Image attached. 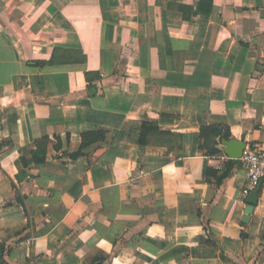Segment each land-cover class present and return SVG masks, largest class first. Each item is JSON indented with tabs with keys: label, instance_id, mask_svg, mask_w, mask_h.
Here are the masks:
<instances>
[{
	"label": "crops",
	"instance_id": "crops-1",
	"mask_svg": "<svg viewBox=\"0 0 264 264\" xmlns=\"http://www.w3.org/2000/svg\"><path fill=\"white\" fill-rule=\"evenodd\" d=\"M209 1L0 0L3 264H264V0Z\"/></svg>",
	"mask_w": 264,
	"mask_h": 264
},
{
	"label": "built area",
	"instance_id": "built-area-1",
	"mask_svg": "<svg viewBox=\"0 0 264 264\" xmlns=\"http://www.w3.org/2000/svg\"><path fill=\"white\" fill-rule=\"evenodd\" d=\"M239 159L246 169L243 192L248 194L264 179V144L245 145Z\"/></svg>",
	"mask_w": 264,
	"mask_h": 264
},
{
	"label": "trees",
	"instance_id": "trees-1",
	"mask_svg": "<svg viewBox=\"0 0 264 264\" xmlns=\"http://www.w3.org/2000/svg\"><path fill=\"white\" fill-rule=\"evenodd\" d=\"M203 1H207L209 4L211 3V1H209V0H201V2H199L195 8L189 7L193 14L202 12L201 7L203 5V3H202ZM185 16L188 17V15H185ZM210 130L213 134L220 135V131L216 127H210ZM148 132H152L154 134H158V133L164 134L163 132L158 131V128L155 124L142 122L141 123V131H140L138 141L141 143H144L146 141V135L148 134ZM81 135H82V142H81L80 148L77 151H73L70 153V155L72 157H76V156L82 154L81 149L83 147H85L86 145H88V144H90L96 140L103 139L106 135V131L103 129L87 130V131H83ZM167 139L168 140L171 139L170 135ZM212 148H213L212 149L213 151L218 150L217 148H214V146ZM3 249H4L3 245L0 244V264H3Z\"/></svg>",
	"mask_w": 264,
	"mask_h": 264
},
{
	"label": "water",
	"instance_id": "water-1",
	"mask_svg": "<svg viewBox=\"0 0 264 264\" xmlns=\"http://www.w3.org/2000/svg\"><path fill=\"white\" fill-rule=\"evenodd\" d=\"M245 142L243 141V137L239 139L230 138V139H222V148L226 152V154L231 158H239L243 149L245 148ZM257 186L255 189L251 190L247 195V207L245 208V213L249 214L253 205L257 202Z\"/></svg>",
	"mask_w": 264,
	"mask_h": 264
}]
</instances>
